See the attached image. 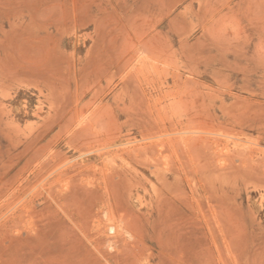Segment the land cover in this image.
I'll use <instances>...</instances> for the list:
<instances>
[{
	"label": "rangeland",
	"instance_id": "374dc122",
	"mask_svg": "<svg viewBox=\"0 0 264 264\" xmlns=\"http://www.w3.org/2000/svg\"><path fill=\"white\" fill-rule=\"evenodd\" d=\"M0 264H264V0H0Z\"/></svg>",
	"mask_w": 264,
	"mask_h": 264
},
{
	"label": "bare ground",
	"instance_id": "6f19581e",
	"mask_svg": "<svg viewBox=\"0 0 264 264\" xmlns=\"http://www.w3.org/2000/svg\"><path fill=\"white\" fill-rule=\"evenodd\" d=\"M192 131V130H191ZM226 136V135H225ZM227 137V136H226ZM132 143V142H131ZM17 207V206H16ZM23 211V210H22ZM9 213V212H8ZM8 221V220H7ZM111 224V223H110ZM113 228V227H112Z\"/></svg>",
	"mask_w": 264,
	"mask_h": 264
}]
</instances>
